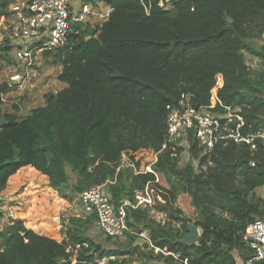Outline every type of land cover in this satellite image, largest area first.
Here are the masks:
<instances>
[{
  "label": "trees",
  "instance_id": "16d2710c",
  "mask_svg": "<svg viewBox=\"0 0 264 264\" xmlns=\"http://www.w3.org/2000/svg\"><path fill=\"white\" fill-rule=\"evenodd\" d=\"M9 1L0 0V11ZM100 1L113 8L108 17L93 26L73 25L54 53L61 66L57 78L65 87L46 93L44 104L18 119L2 111L8 83L0 82V192L27 167L47 176L48 185L64 198L102 184L116 207L133 199L136 190L154 183L155 175L118 168L122 152L142 144L158 150L165 140L166 105L181 93H189L195 106L209 105L217 74L223 78L218 99L238 109L244 122L240 132L253 138L250 143L222 141L204 152L190 134L192 160L180 167L182 147L167 146L159 155L154 170L168 186L158 185L166 201L154 206L180 226L156 221L147 205L126 209L128 219L146 229L156 252L133 245L137 235L131 234L130 249L101 246L88 235L95 214L63 219L60 241L48 236L46 221L30 214L2 229L0 264H94L102 258L105 264H132L133 253L163 264L183 258L189 264H238V257L252 254L243 238L245 227L264 219V195L256 193L264 187V136H257L264 134V0H171L167 8L158 0ZM245 52L259 60L258 68L247 63ZM10 54L0 44V59L12 62ZM167 163L176 178H170ZM68 170L76 174L72 185ZM182 193L191 197L198 211L194 223L201 230L190 246L177 241L190 219L170 207Z\"/></svg>",
  "mask_w": 264,
  "mask_h": 264
},
{
  "label": "built area",
  "instance_id": "2783aa9c",
  "mask_svg": "<svg viewBox=\"0 0 264 264\" xmlns=\"http://www.w3.org/2000/svg\"><path fill=\"white\" fill-rule=\"evenodd\" d=\"M170 2L171 0H158L157 5L167 8L170 7ZM102 3L104 2L100 0H10L0 11V44L10 48L17 68L11 76V82L22 86L26 82L28 72L36 63L35 59L45 51L53 52L62 47L68 39L71 27L80 26L75 24V21L86 24L89 18L95 15L105 20L113 8L107 5L103 12H100ZM149 7L150 5L145 6L147 13ZM222 84V75L217 74L209 105L195 106L189 93H181L176 102L166 105V133L162 144L164 148L182 147L180 155L186 153L192 160L189 152L190 134L204 152L210 151L222 141L251 142L253 135L240 132L244 122L238 109L222 105L218 99L217 90ZM217 103L220 105L219 109L216 108ZM257 136L264 134L258 133ZM193 164L196 166L198 163L193 159ZM249 164L254 166L255 163L250 161ZM126 166L131 164L127 163ZM76 200L84 215H96V225L103 236L122 239L128 234L137 235L140 239L148 240L150 246L158 251L149 240L146 229L129 220L126 210L127 207L135 209L150 204L146 186L136 190L133 199H123L117 207L102 184L83 189ZM222 214L226 216L225 212ZM243 238L252 254L246 258L238 257V264H255L256 261L263 260L264 221L255 219L250 222L243 231ZM233 253L236 254L237 250L234 249ZM178 261L179 264H189L187 258ZM74 262L73 259L72 263ZM105 263L106 259L102 258L97 259L94 264Z\"/></svg>",
  "mask_w": 264,
  "mask_h": 264
},
{
  "label": "rangeland",
  "instance_id": "374dc122",
  "mask_svg": "<svg viewBox=\"0 0 264 264\" xmlns=\"http://www.w3.org/2000/svg\"><path fill=\"white\" fill-rule=\"evenodd\" d=\"M89 19L91 21H88V23L91 25L100 24L104 20L96 15ZM55 52L56 51L51 52L47 57L43 55L44 53H41L35 59L36 63L28 72L26 82L23 83L22 86L11 82V76L17 71L12 56V62L0 59V82L8 83V90L2 94L1 108L3 112L13 113L18 119H21L25 117L32 108L44 104L46 93L56 92L66 86L65 82L57 78L61 66L55 62ZM10 55H12V53ZM245 59L248 64H251L255 68L260 66L259 60L247 52H245ZM165 149L166 148L161 146L158 150H155L153 147L145 144H142L135 150L126 149L121 154L118 168L127 167L126 164L130 163L131 166L128 167L132 168L134 173L149 171L147 169H150L155 175L154 183L146 185L151 200L150 204L147 205L150 207V214L156 221L161 223L171 221V225L179 227L180 222L171 219L170 215L154 206L157 202L164 203L166 201L165 197L157 188L158 185L163 187L168 186L166 177L161 172L154 170V165L157 164L159 155L163 153ZM188 161H190V159L187 157V154L182 153L179 155L177 166H183ZM136 162H138V166ZM165 166L170 178H176V174L171 170V165L167 163ZM20 170L21 171L15 179H13L11 183L7 181L6 187L0 192V233L6 225L11 224L16 219H23L18 217L32 214L34 220L47 222V227L50 228L49 231L47 230L48 236L60 241L63 237L61 233V229L64 227L63 219L73 215L84 216L80 204L72 191H70V186L66 188V191L69 194L72 193V199L64 198L60 196L56 189L48 185V177L43 176L35 168L30 170L26 167L24 169L20 168ZM68 172L70 177L69 185H72L76 182V174L69 170ZM47 190H49V192ZM256 193L264 195V189H257ZM17 207L20 208V210H16ZM170 207L177 216L190 219L188 224H195L194 222L198 220V211L194 207L191 197L185 193L177 195L174 201L170 203ZM261 220L264 221V219ZM24 225H27V223L25 224L24 222ZM198 230L200 233V228H198ZM34 231L36 230L34 229ZM36 232L41 233L40 231ZM88 235L107 249H130L128 248V236L122 239H107L100 232L96 224L90 227ZM139 243H141L140 238L137 237L133 245ZM150 248L152 247L149 245L146 249ZM154 251L156 252L155 249ZM131 255L135 259L131 262L132 264H163L160 260L146 261L137 253ZM127 256V254L122 255V257Z\"/></svg>",
  "mask_w": 264,
  "mask_h": 264
},
{
  "label": "water",
  "instance_id": "95a60500",
  "mask_svg": "<svg viewBox=\"0 0 264 264\" xmlns=\"http://www.w3.org/2000/svg\"><path fill=\"white\" fill-rule=\"evenodd\" d=\"M74 23L80 26H84V23L81 21H75ZM199 236H200V233L197 228V225L187 223V233L183 235L180 239H177V241L190 246V245H194L195 243H197ZM140 242L141 243L139 244L145 249L148 248L150 245L149 241L146 239H140Z\"/></svg>",
  "mask_w": 264,
  "mask_h": 264
},
{
  "label": "crops",
  "instance_id": "0c3cea01",
  "mask_svg": "<svg viewBox=\"0 0 264 264\" xmlns=\"http://www.w3.org/2000/svg\"><path fill=\"white\" fill-rule=\"evenodd\" d=\"M106 6H107V4H105V3H102L101 4V8H100V12H103V10H104V8H106ZM93 17H95V16H93ZM91 20L89 19V22H90ZM91 25V24H90ZM93 26V25H92ZM58 73H59V71H58ZM31 167V166H30ZM32 168V167H31ZM18 171V170H17ZM16 173V172H15ZM14 173V174H15ZM13 175V174H12ZM18 218H22V217H18ZM36 232V231H35ZM41 234V233H40Z\"/></svg>",
  "mask_w": 264,
  "mask_h": 264
}]
</instances>
